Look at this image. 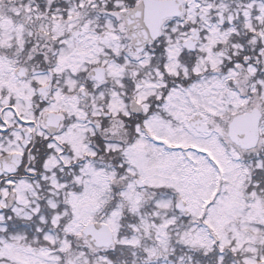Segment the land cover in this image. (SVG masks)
Instances as JSON below:
<instances>
[{
  "label": "snow or ice",
  "instance_id": "obj_1",
  "mask_svg": "<svg viewBox=\"0 0 264 264\" xmlns=\"http://www.w3.org/2000/svg\"><path fill=\"white\" fill-rule=\"evenodd\" d=\"M0 264H264V0H0Z\"/></svg>",
  "mask_w": 264,
  "mask_h": 264
}]
</instances>
